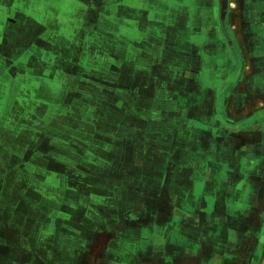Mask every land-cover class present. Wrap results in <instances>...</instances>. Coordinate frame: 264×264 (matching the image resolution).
Segmentation results:
<instances>
[{
	"label": "rangeland",
	"instance_id": "obj_1",
	"mask_svg": "<svg viewBox=\"0 0 264 264\" xmlns=\"http://www.w3.org/2000/svg\"><path fill=\"white\" fill-rule=\"evenodd\" d=\"M115 1L64 0L103 8L89 30L45 7L48 30L0 0V20H11L0 28V251L17 243L0 264H75L71 237L91 239L77 264H250L245 237L223 251L197 246L192 229L185 251L169 246V219L207 211L190 195L235 192L233 165L214 148L223 117L264 116V0ZM154 26L158 37L143 38ZM249 199L228 210L247 212ZM253 221L243 232L264 238ZM252 264H264V248Z\"/></svg>",
	"mask_w": 264,
	"mask_h": 264
},
{
	"label": "flooded vegetation",
	"instance_id": "obj_2",
	"mask_svg": "<svg viewBox=\"0 0 264 264\" xmlns=\"http://www.w3.org/2000/svg\"><path fill=\"white\" fill-rule=\"evenodd\" d=\"M243 1L244 0H239V2L244 4ZM251 2L254 3V5H252V8H254L255 5H258L257 0H251ZM251 2L248 3V6H250ZM160 31L156 33L158 34L160 33ZM222 32L221 35L219 33L216 38H225V36L223 35L224 33ZM157 34L156 37H158ZM202 36L198 35L197 38H208L207 35H204L203 37ZM175 37L177 38L178 36L176 35ZM185 38H196V35H187L185 36ZM226 77V80L232 79L234 77V71H232ZM221 84L223 85V83H220V85ZM218 107H221L223 112L222 99L221 103L219 102ZM238 118L240 120H236V122H230L228 119H226V117H223V120L221 122L219 121L221 123V132L220 136L218 137L219 143L214 148V152L217 151L216 155L219 159V164L223 165V163H229L230 161V164L233 165V175L235 178L232 179L234 183L232 186L235 187V192L232 194L230 192L224 193L222 190H214L211 194L207 193L202 195L201 197L198 195L188 196L190 200L186 198L188 201H185H187V204L190 205V208L192 207L191 205L193 202H198L200 200V203L202 204L208 203L207 211L205 212L203 209L201 211L196 210V212L193 210L191 211L190 209L188 211H175L172 215L173 219H169V226L173 227V230L170 232V238L175 237L177 242H172L171 239L168 245L172 247L173 245H175V247H178V249L185 251L184 249H186V247H180L181 244L179 243V240H189V238L187 237H185V239L182 238L184 236H191L192 229H195L194 231H197V233L193 234V236L195 237L191 236V241H196L195 244L197 246H199L200 244L206 246L208 244L223 249V251L224 249H231L235 245V242H232L231 244V241L229 240L231 236H233L234 240L237 242H241L243 237H245L250 239L249 245H252L248 246V248L246 249V251L250 252L247 255L248 258H245V260H250V264H252V261L261 259V251L264 248V238L262 237V234L261 236L256 237L257 234L254 236L252 234L244 233L243 226H245V224H248L246 222L248 217L254 220L251 223L252 225L254 224L255 227L258 224L262 229V225L264 224V116L258 117L257 115H253L249 116L248 118ZM230 123L233 124L234 128L229 132H232L235 136L233 138V149L231 146V150L229 151V148L227 147V141H229L227 131L231 126ZM235 123H237L236 127ZM225 169L222 168V170H224V172L226 173L227 171ZM223 176H225V174L219 172L217 180L218 185L220 186L224 185L221 184L222 180L224 179ZM229 185L231 186V184ZM246 186L250 187V195L244 193V191H246L244 187ZM251 188H253V190H251ZM253 195H255V198H258V196L260 197L256 200L254 199ZM248 196L250 197V199L247 202L251 203V205L247 212L241 214L231 212L232 210H228L229 207L236 209V204H241L243 200L246 201ZM258 201L261 202L262 205L260 209L256 208L255 206V203H257ZM210 202H212L213 205H211ZM232 202H235V204L231 205ZM194 208L197 209V207ZM170 213L171 212L169 211L168 214ZM250 224L249 226L251 227V229H254V226L252 227V225ZM93 234L96 233L94 232L92 233V235ZM71 238L74 239V246L79 245L78 248H76L78 255L74 257V259L77 260H74V263L77 264L80 254L87 250V245L89 244L91 239L89 238L87 242H83V239H79L77 237ZM113 238L114 236H111L110 240H112ZM245 241V243H248V239H245ZM16 244L17 243H15V241L10 242L11 249L9 251L8 249H3L4 252L0 251V257L2 258H0V263H4L5 259L10 258V253L14 251L13 247ZM239 245H241V243H239L237 246L239 247ZM237 246H234L232 250H237ZM2 247L5 248L4 246ZM128 253L130 254V252L125 251L122 257L128 258ZM30 254L32 255V253ZM250 257L252 258L249 259ZM123 260L125 259H121V261ZM160 260L161 259L155 258L151 259V261H153L154 263H157ZM44 262L42 264H46V262Z\"/></svg>",
	"mask_w": 264,
	"mask_h": 264
},
{
	"label": "crops",
	"instance_id": "obj_3",
	"mask_svg": "<svg viewBox=\"0 0 264 264\" xmlns=\"http://www.w3.org/2000/svg\"><path fill=\"white\" fill-rule=\"evenodd\" d=\"M125 2L128 3L127 0H116L115 3H109V4H113V5L116 4L115 6H118V5H122V4L124 5ZM22 6H25V8L30 9V11L32 12L33 15H34V12H36L37 21H39L41 24H43V26L46 27L48 30L50 29L49 22L47 21V20H49L48 19L49 16H46L44 18H41V16H40V13H41L40 11H43V9H45V7H47L48 10L62 11L68 15H69V13H74L73 16L75 17L76 21H74L73 23L71 22L69 28L73 27L76 24L82 23L81 21H78V19L83 17L84 20H83L82 24H83L84 28L87 30L90 29V25L86 24V23H88V22L95 23L94 21L99 20L100 19L99 18V15H100L99 12H100V10H103V8H101V9L95 8L94 5H91V9H88L87 7L82 6L81 4H74V3L67 4L66 2H64V0H15V3L13 4V6L12 7L9 6L10 8L8 10L9 11L17 10L19 7H22ZM0 8L4 9L3 6H0ZM83 11H84L85 16H82V14H81V13H83ZM157 16L158 15H156L154 18L159 20L157 18ZM95 18H97V19L95 20ZM9 21H11V20H6V18L2 17V20H0V28L4 29L5 24L9 23ZM99 21H101V20H99ZM52 22H53L52 24L65 25V24L61 23V20L60 21L59 20H57V21L53 20ZM110 23L112 25H115V21L114 22L111 21ZM123 24H125L128 27H129V25H131L129 22H126V23L122 22L121 25L123 26ZM169 24H170V22H169ZM56 27H59V26H56ZM158 31H160V30H158L157 26L151 27L148 29V31L145 34L142 35V37L143 38H157L156 32H158ZM55 32H57V34H59L57 31V28H55ZM61 33H62V35H60V36L64 37L65 31H63ZM127 245H130V243ZM175 258H177V257H175ZM183 259L180 261L179 264H187V261H183ZM154 264H178V263L173 262V261H170V263H167L166 260H163V258L161 256V260L158 261L157 263H154Z\"/></svg>",
	"mask_w": 264,
	"mask_h": 264
},
{
	"label": "water",
	"instance_id": "obj_4",
	"mask_svg": "<svg viewBox=\"0 0 264 264\" xmlns=\"http://www.w3.org/2000/svg\"><path fill=\"white\" fill-rule=\"evenodd\" d=\"M220 2H221V6H222V9H224L225 8V0H220Z\"/></svg>",
	"mask_w": 264,
	"mask_h": 264
}]
</instances>
